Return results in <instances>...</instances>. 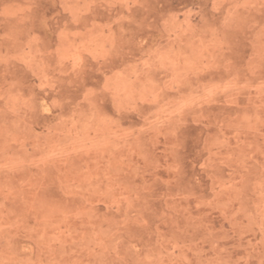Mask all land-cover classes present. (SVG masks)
I'll return each instance as SVG.
<instances>
[{"label": "rangeland", "instance_id": "obj_1", "mask_svg": "<svg viewBox=\"0 0 264 264\" xmlns=\"http://www.w3.org/2000/svg\"><path fill=\"white\" fill-rule=\"evenodd\" d=\"M0 264H264V0H0Z\"/></svg>", "mask_w": 264, "mask_h": 264}]
</instances>
